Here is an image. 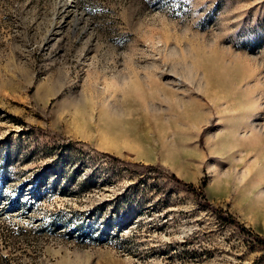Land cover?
<instances>
[{
  "label": "rangeland",
  "instance_id": "1",
  "mask_svg": "<svg viewBox=\"0 0 264 264\" xmlns=\"http://www.w3.org/2000/svg\"><path fill=\"white\" fill-rule=\"evenodd\" d=\"M263 140L264 0H0V264H264Z\"/></svg>",
  "mask_w": 264,
  "mask_h": 264
},
{
  "label": "trees",
  "instance_id": "2",
  "mask_svg": "<svg viewBox=\"0 0 264 264\" xmlns=\"http://www.w3.org/2000/svg\"><path fill=\"white\" fill-rule=\"evenodd\" d=\"M170 178L173 179V180H175V181H177V182H180L173 175H170ZM181 184L183 186H185V188H188L191 192H193L195 194L196 191H195V189L190 184H185V183H181ZM203 204H204V206H208L206 202H203ZM224 222L225 223H231V224H234L235 223V221L232 218H230V217L224 218Z\"/></svg>",
  "mask_w": 264,
  "mask_h": 264
},
{
  "label": "bare ground",
  "instance_id": "3",
  "mask_svg": "<svg viewBox=\"0 0 264 264\" xmlns=\"http://www.w3.org/2000/svg\"><path fill=\"white\" fill-rule=\"evenodd\" d=\"M264 141V140H263Z\"/></svg>",
  "mask_w": 264,
  "mask_h": 264
}]
</instances>
